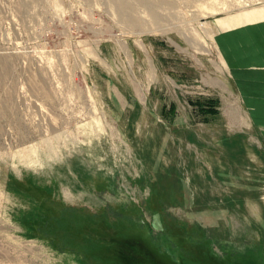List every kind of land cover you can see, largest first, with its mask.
Masks as SVG:
<instances>
[{"label": "rangeland", "instance_id": "374dc122", "mask_svg": "<svg viewBox=\"0 0 264 264\" xmlns=\"http://www.w3.org/2000/svg\"><path fill=\"white\" fill-rule=\"evenodd\" d=\"M102 235L264 264L261 0H0V264Z\"/></svg>", "mask_w": 264, "mask_h": 264}, {"label": "trees", "instance_id": "16d2710c", "mask_svg": "<svg viewBox=\"0 0 264 264\" xmlns=\"http://www.w3.org/2000/svg\"><path fill=\"white\" fill-rule=\"evenodd\" d=\"M95 234V233H94ZM87 238L94 239L96 235L86 233ZM101 247L111 252L114 250L115 258L122 264H168L169 262L158 254L146 241L133 238L100 236L98 239ZM168 262V263H167Z\"/></svg>", "mask_w": 264, "mask_h": 264}, {"label": "bare ground", "instance_id": "6f19581e", "mask_svg": "<svg viewBox=\"0 0 264 264\" xmlns=\"http://www.w3.org/2000/svg\"><path fill=\"white\" fill-rule=\"evenodd\" d=\"M262 2H263V4H264V0H261Z\"/></svg>", "mask_w": 264, "mask_h": 264}]
</instances>
